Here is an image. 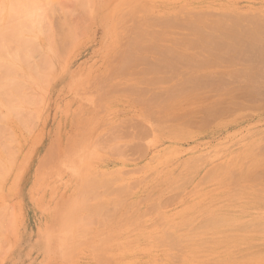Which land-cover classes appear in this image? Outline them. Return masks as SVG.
Wrapping results in <instances>:
<instances>
[{"label": "rangeland", "instance_id": "rangeland-1", "mask_svg": "<svg viewBox=\"0 0 264 264\" xmlns=\"http://www.w3.org/2000/svg\"><path fill=\"white\" fill-rule=\"evenodd\" d=\"M121 1L0 0V62L27 56L34 69L19 64L16 79L28 87L27 94L34 89L35 97L30 116L14 125L0 122L6 125L0 126L1 134L11 138L4 137L2 144L0 137V166L8 172L2 167L5 177L0 169V178H5L0 179V264H264V165L256 173L247 169L264 160V153L259 156L264 148V93L257 95L259 101L251 99L255 104L243 102L244 110V105L238 111L233 106V111L227 109L229 116H214L221 122L237 119L229 130L220 121L195 127L200 114L192 117L196 123L190 127L180 120L202 103H185L181 112L168 101L167 116L174 115V120L167 117L166 125L159 119L162 112H156L163 109L161 97L166 99L181 84L184 70L170 75L166 60L173 58L169 52L182 55L185 50L179 37L189 43L180 26L184 16L200 14L212 22L224 13L264 17V0ZM117 3L116 16L106 19L109 6ZM24 46L31 52L25 55L23 50L21 57ZM195 46L191 49L198 54L200 46ZM191 49L184 53L192 55ZM47 57L54 59L53 70L48 65L46 72L36 70ZM168 74L175 79H166ZM136 145L143 150H135ZM90 180L95 186L89 196L83 192L92 197L87 202L78 193ZM91 211L101 215L92 214L90 221L97 223L86 227ZM80 217L86 221L77 222ZM175 235L180 246L166 239ZM198 235L206 248L190 241Z\"/></svg>", "mask_w": 264, "mask_h": 264}, {"label": "bare ground", "instance_id": "bare-ground-1", "mask_svg": "<svg viewBox=\"0 0 264 264\" xmlns=\"http://www.w3.org/2000/svg\"><path fill=\"white\" fill-rule=\"evenodd\" d=\"M123 2H125L124 0H122ZM122 1L120 2V3H122ZM120 3H117V5L116 6H109V8H108V12H107V14H106V19H108V18H112L114 15L116 16V14L115 13H117V10H118V7H119V5H120ZM123 4V3H122ZM137 8V7H136ZM139 11V10H138ZM133 12V11H132ZM120 13H123V12H120ZM123 14H125V13H123ZM127 14V13H126ZM132 14V13H131ZM240 14V13H239ZM239 14H235L236 16L238 15V17H242L241 19H239L238 17H235V15H231L230 14V16L231 17H229V14L227 13V16H226V14L224 13L223 14V17H224V19L225 18H227L226 20H223L222 18L223 17H220L219 15H217V17H216V15H214V18L216 17L217 18V21H215V19H213L214 21L212 22L211 20H209L208 18V20L205 18V17H203L204 19H206V20H203L199 15L200 14H197V15H192V16H190V14L189 15H187V16H184V21H183V24L184 25H180L182 28H184V30H186L187 31V33H188V37L187 38H189L188 40H189V43L187 42L186 43V41H185V44H183L184 42H183V37L181 38V37H179V38H181V39H179L178 38V40L182 43H177L178 45H180V46H182L181 48H184L185 50L186 49H193L194 48V46H195V44L197 43L198 44V47L200 48L199 49V53L197 54L194 50H192V52H194L193 54H197L196 56H192V55H188V54H190V51H189V53L187 52H185L184 53V49H181V50H184L183 51V53H182V55H181V53L180 52H178L177 54H180V55H177V59H175V57L174 56H176V55H174L173 53H175V50H173L172 52H169L170 54L169 55H171V56H173V58H172V60H170L168 57H167V60H168V62H167V60H166V63H168V67L166 68V69H168L167 71H168V73L170 74L171 72L172 73H175V72H177V70H178V72H179V70H180V68L182 69V70H184V71H182V70H180V72L182 71L183 73H181L180 74V78H181V82H180V80H177L178 79V77H177V82L179 83H181L180 84V86H176V88H171V92L168 94V96L166 97V99H163L162 97H161V99L162 100H160L159 102H164L163 104H164V106L163 105H161L162 107H163V109H162V111H161V109H159V111H156V110H158L157 108H156V110L154 109L153 111L155 112H157V113H161V117H163V118H161L160 116V118L159 119H162V120H160L161 122L164 120L165 121V119L168 117H172V116H167V112H168V109H170L169 108V103H168V101L170 102H172V104H171V106L172 107H176V108H179V111H183V109H184V107H186L187 105H191V103L193 104V105H191V106H195V104L194 103H196V104H200V103H202V106L201 107H197L196 109H195V107H194V109L195 110H191V108L189 109V110H187V111H189V112H184L185 114H184V116L183 117H181V112H178V113H180V115L179 114H177L176 116H178L179 115V118H180V120H183V122H185V125H187V127H188V125L189 124H194L195 125V123L197 122H199V121H201V119H202V122H200V124H202L203 125V127H202V125H200L199 123V126H196V125H198L197 123H196V125H195V127H200V128H206V126H207V124L209 123V122H215V124H216V121L214 120L215 119V117L216 116H219V115H222L223 114V116L225 115V113L224 112H227L228 113V116H229V111L227 110V109H229V108H232V111H233V106H238V108H237V111H238V109L240 108V107H243V105H244V107H243V109L242 110H244L245 109V102H246V104H247V102L248 101H250V102H248V103H252L253 102V104H255V102L254 101H252L253 99V97H254V100H255V97L257 98V100L259 101V99H261V98H258V96L259 95H261L262 93H264V81H263V83L261 82H259V81H262V79H264V17H262V16H260L259 17V15H255V16H250L249 14H247V15H244V16H241V15H239ZM129 15V14H128ZM127 15V16H128ZM248 15L250 16V19L249 20H246V17L247 18H249L248 17ZM264 15V14H263ZM122 16V15H121ZM131 16V15H130ZM218 16L221 18H219L218 19ZM233 16H234V18H233ZM246 16V17H245ZM212 17H213V15H212ZM252 17V18H251ZM255 17V18H254ZM116 18V17H115ZM119 18H120V16H119ZM127 18V17H126ZM179 18V17H178ZM177 17H176V20L178 19ZM182 18V17H181ZM230 18H233L232 20L230 19ZM236 18H238L237 20H236ZM244 18V19H243ZM130 19V18H129ZM153 19V18H152ZM113 20V19H112ZM117 20V19H116ZM124 20V19H123ZM122 20V21H123ZM179 20V19H178ZM118 21V20H117ZM121 21V22H122ZM129 21V20H128ZM180 21V20H179ZM209 21V23H207ZM211 21V22H210ZM171 22H175V21H171ZM177 22V21H176ZM180 23V22H179ZM182 23V22H181ZM172 24V23H171ZM182 28H180V29H182ZM185 35L186 34H184V37H185ZM190 35V36H189ZM179 36V35H178ZM138 37V36H137ZM186 38V39H187ZM185 39V38H184ZM192 39V41H190ZM134 40V39H133ZM176 40V42H178L177 41V39H175ZM175 40H173V41H175ZM195 40V41H194ZM135 41V40H134ZM171 41V40H170ZM197 41V42H196ZM140 42V41H139ZM139 42H137L138 44H139ZM175 42V43H176ZM141 43V42H140ZM171 43H174V42H171ZM174 43V44H175ZM191 43V44H190ZM195 43V44H194ZM122 44V43H121ZM120 44V45H121ZM131 44V43H130ZM135 44V43H134ZM190 44V45H189ZM194 44V45H193ZM176 45V44H175ZM26 46V45H25ZM25 46H24V48L22 47L21 49V57H22V55L24 54V52H25V55H26V53L27 54H29V52H31L30 50H27V48H29V47H26V50H24L25 49ZM48 46L49 47H47L48 49L50 48H52V46H51V44H48ZM193 46V47H192ZM136 47V46H135ZM195 47H197V46H195ZM38 48V47H37ZM36 49V48H35ZM34 49V50H35ZM140 49V48H139ZM139 49H138V51H139ZM143 48H141L140 50H142ZM151 49V48H150ZM150 49H149V51H150ZM195 49V48H194ZM197 49V48H196ZM23 50H24V52H23ZM40 50H42V49H40ZM39 50V51H40ZM180 50V51H181ZM35 51H37V49L35 50ZM38 51V52H39ZM137 51V50H136ZM137 51V52H138ZM167 51V50H166ZM186 51H188V50H186ZM22 52H23V54H22ZM151 52V51H150ZM158 52V51H157ZM156 51H155V53H157ZM139 53V52H138ZM166 54H168V52H165ZM172 53V54H171ZM19 54V53H18ZM122 54V53H121ZM159 55L161 54V52H159L158 53ZM157 54V55H158ZM158 55V56H159ZM165 55V54H164ZM163 55V56H164ZM129 56V55H128ZM161 56V55H160ZM159 56V57H160ZM162 56V57H163ZM178 56H181V59H178ZM139 57V56H138ZM25 58V59H24ZM27 58V56H25L24 57V55H23V61H22V59L20 58V61L19 62H10V63H7L6 61H2V62H0L1 64H0V119H1V121L0 122H4V123H6V125H9V124H13V123H18V122H20V120L21 119H23L22 118V116H26V115H28V116H30L29 115V113H28V111H30V109H29V106L32 104V105H34V100H35V97H34V89H31V91H29L30 92V94H27V92H26V90L28 89V87L25 85V84H22L23 82H20L19 81V79L17 80L16 78L18 77L17 76V73H16V71H17V69L19 68V64H20V67H28V70L29 71H32L34 68L32 67V66H29L30 64H29V60H27L26 59ZM55 58V57H54ZM139 58H141V61L144 59V56H141V57H139ZM143 58V59H142ZM161 58V57H160ZM164 59H165V56L163 57ZM119 59V58H118ZM130 59H131V57H130ZM162 59V58H161ZM5 60V59H4ZM52 60H54V59H52L51 57H47V58H43V60H41V61H39L38 63L40 64H37V66H35L36 68V70H38V68L39 69H41V70H43L44 69V71L46 72V70L48 71V67L50 66V65H53V62H52ZM140 60V59H139ZM170 60V61H169ZM180 60V61H179ZM159 61V60H158ZM161 62H165V60H160ZM171 61H172V63H171ZM174 61V62H173ZM129 62V61H128ZM127 62V63H128ZM136 62V61H135ZM160 62V63H161ZM4 63V64H3ZM121 63V62H120ZM130 64L132 63V62H129ZM129 64V66H131ZM134 64V63H133ZM48 65V67H46ZM125 65V64H124ZM162 65V64H161ZM179 65L180 66H182V67H179ZM128 66V65H127ZM126 66V67H127ZM133 66V65H132ZM154 66H158V65H156V64H154ZM154 66H153V68H154ZM163 66V69H164V66L165 65H162ZM50 67H52V70H53V66H50ZM122 67V66H121ZM161 67V66H160ZM130 68V67H129ZM152 68V69H153ZM162 68V67H161ZM179 68V69H178ZM23 69V68H22ZM123 69V68H122ZM159 70L158 69V67H156L155 68V70ZM50 70V69H49ZM118 70V69H117ZM124 70H125V68H124ZM124 70H120L122 73H123V71ZM149 70V69H148ZM156 70V71H157ZM162 70V69H161ZM119 71V70H118ZM166 71V72H167ZM112 72H114V71H112ZM150 72V71H149ZM152 72H153V70H152ZM155 72V71H154ZM165 72V75L167 74ZM148 73V72H147ZM151 73V72H150ZM156 73V72H155ZM159 73V72H158ZM118 74L120 75L121 73H119L118 72ZM153 74V73H152ZM162 74V73H161ZM164 74V73H163ZM162 74V75H163ZM169 74H168V77H166V79H171L170 81H172L173 79H175V78H173V77H171V76H169ZM114 75V74H113ZM117 75V74H116ZM164 75V76H165ZM171 75V74H170ZM176 75H179V73H176ZM111 76V75H110ZM167 76V75H166ZM140 77V76H139ZM141 78V77H140ZM179 78V79H180ZM29 79V78H28ZM163 79V78H162ZM35 80H36V78H35ZM161 80V79H160ZM159 80V81H160ZM164 80H165V78H164ZM162 81V80H161ZM166 81V80H165ZM169 81V82H170ZM107 82V81H106ZM175 82V81H174ZM159 83V82H158ZM164 83H166V82H164ZM143 84V83H142ZM177 84V83H176ZM35 85H37L36 84V81H34V82H32L31 83V86L33 87V88H35L34 86ZM175 85V84H174ZM174 85H172V83H171V87H174ZM144 86H145V84H144ZM153 86V85H152ZM169 86V87H170ZM132 87V86H131ZM167 88V87H166ZM168 89H170V88H168ZM172 89H173V92H172ZM114 91H115V89H114ZM117 91V90H116ZM115 91V92H116ZM125 91H127L126 89H125ZM166 91V90H165ZM164 91V92H165ZM168 91V90H167ZM26 92V93H25ZM33 93V94H32ZM153 93H155V92H153ZM159 95H160V93H158ZM158 94H153L154 96H157ZM161 94H163V93H161ZM165 94V93H164ZM163 94V95H164ZM167 94V93H166ZM139 95V94H138ZM142 95V94H141ZM144 95V94H143ZM146 95V94H145ZM150 95H151V93H150ZM258 95V96H257ZM161 96V95H160ZM262 97H263V95H261ZM159 96H157V98H158ZM260 97V96H259ZM150 99H152V101H156V98L155 97H150ZM158 99H160V97L158 98ZM158 99H157V102H158ZM252 99V100H251ZM263 99V98H262ZM247 100V101H246ZM257 100H255V101H257ZM167 101V102H166ZM157 102H153V103H156V106L157 105H159V102L157 103ZM161 102V103H162ZM244 102V103H243ZM261 103H263L264 101H260ZM160 103V104H161ZM166 103H168V105H166ZM185 103H187V105H185L184 107H182V105L183 104H185ZM190 103V104H189ZM241 103H243L242 104V106H241ZM240 104V105H239ZM256 104H257V102H256ZM155 105V104H154ZM174 105V106H173ZM261 105V104H260ZM262 105H264V103L262 104ZM261 105V106H262ZM191 106H189V107H191ZM197 106V105H196ZM152 107V106H151ZM161 107V108H162ZM263 107V106H262ZM155 108V107H154ZM183 108V109H182ZM187 108V107H186ZM185 108V109H186ZM193 108V107H192ZM236 108V107H235ZM142 109V108H141ZM241 109H239V110H241ZM150 110V109H149ZM148 110V111H149ZM174 110V109H173ZM172 110V111H173ZM227 110V111H226ZM230 111H231V109H229ZM235 110V109H234ZM178 111V110H177ZM236 111V112H237ZM151 112V115H153V117L155 116V113L153 112L152 113V111H150ZM175 111H173V113L172 114H175L174 113ZM30 113H31V111H30ZM33 113V112H32ZM226 113V114H227ZM234 113H235V111H234ZM26 114V115H25ZM198 114H200V115H202V116H200V117H202V118H200L199 119V115ZM219 114V115H218ZM231 114V113H230ZM31 115H33V117H34V114H31ZM159 115V114H158ZM169 115V114H168ZM196 115H198V118H197V121H196V119H194L196 122H194L193 121V116H195L194 118H196L197 116ZM231 115H233V112H232V114ZM235 115V114H234ZM240 115V114H239ZM215 116V117H214ZM223 116H219L220 117V119L223 117ZM32 117V116H31ZM213 117V118H212ZM219 117H217L218 118V121H220V126L222 125V127H224L226 130L228 129L229 130V128H233V127H236L235 125H236V120L234 121V122H228V117L227 116H225L224 118L227 120V121H222L221 122V120H219ZM231 117V116H230ZM235 117V116H234ZM35 118H37V117H35ZM157 118H158V116H157ZM178 118V119H179ZM212 118V121H210V119ZM216 118V119H217ZM223 118V119H224ZM233 118V117H232ZM239 118V117H238ZM32 119V118H31ZM158 119V120H159ZM172 120H174V115H173V118H171ZM170 118L169 119H167V121H170L171 120ZM198 119H199V121H198ZM224 119V120H225ZM28 120H29V118H28ZM32 120H34V119H32ZM157 120V121H158ZM171 120V121H172ZM185 120V121H184ZM27 121V120H26ZM163 121V122H164ZM218 121H217V124H218ZM231 121V120H230ZM238 121V120H237ZM23 122H24V120H23ZM32 122V121H31ZM159 122V121H158ZM162 122V123H163ZM174 122V121H173ZM172 122V123H173ZM178 122V121H177ZM182 122V121H181ZM206 122H208L207 124H206ZM141 123V122H140ZM160 123V122H159ZM162 123H160V124H162ZM165 124V122L163 123V125ZM204 124H206V125H204ZM216 124V125H217ZM238 124V123H237ZM5 124H3L2 123V125H1V123H0V126L3 128H5V126H6ZM14 125V124H13ZM153 125H154V122H153ZM166 125V124H165ZM177 125V124H176ZM20 126V125H19ZM36 126V125H35ZM126 126V125H125ZM155 126V125H154ZM191 125H189V127H190ZM193 126V125H192ZM205 126V127H204ZM208 126H211L210 125V123L208 124ZM168 127V126H167ZM177 126H173V130H175V131H178L179 129V127L178 128H176ZM195 127H193V128H195ZM0 129V130H3V129ZM126 128V127H125ZM141 128V127H140ZM161 128V127H160ZM164 128V127H163ZM172 128V127H171ZM170 128V129H171ZM180 128H181V125H180ZM208 128V127H207ZM217 128H219V127H217ZM124 129V128H123ZM127 129V128H126ZM132 129V128H131ZM142 129H144V128H142ZM222 129V128H221ZM116 130V129H115ZM117 130H119V129H117ZM121 130H122V128H121ZM181 130L182 129H180L179 131L181 132ZM184 130H186V129H184ZM213 130V129H212ZM214 130H215V128H214ZM213 130V131H214ZM112 131V130H111ZM120 131V130H119ZM162 131V130H161ZM187 131V130H186ZM197 131V130H196ZM3 132H5V131H3ZM110 132V131H109ZM116 132V131H115ZM115 132H113V134L115 133ZM139 132V131H138ZM143 132V131H142ZM165 132V131H164ZM167 132V131H166ZM183 132V131H182ZM193 132V131H192ZM223 132V131H222ZM7 133V132H6ZM133 133V132H132ZM149 133V132H148ZM169 133V132H168ZM190 133H191V131H190ZM3 134H5V133H3ZM3 134H1V132H0V137H3V142H2V144H5V141H6V139H8V138H10L9 137V135L8 134H5V136L3 135ZM116 134V133H115ZM175 134V133H174ZM200 134H202V133H200ZM207 134V133H206ZM6 135H7V137H6ZM11 136V135H10ZM113 136V135H112ZM168 136V135H167ZM4 137H5V141H4ZM12 137V136H11ZM109 137V136H108ZM183 137V136H182ZM176 138V137H175ZM1 139V138H0ZM11 139V138H10ZM108 139H110V138H108ZM131 139V138H130ZM8 141H9V139H8ZM144 142V141H143ZM139 143H141L140 141H139ZM7 144V143H6ZM143 144V143H142ZM9 145V144H8ZM127 145V144H126ZM130 145V144H129ZM259 145V144H258ZM132 146V145H131ZM133 146H134V144H133ZM132 146V147H133ZM140 146V145H139ZM0 147H3V145H1ZM4 147H5V145H4ZM14 147V146H13ZM127 147V146H126ZM136 147H137V145L134 147L135 148V150H137V149H141V151L143 150L142 148H139V147H137V149H136ZM262 147H264V146H262ZM9 148L10 149H13L12 150V153L15 151V148H12L10 145H9ZM122 148H124V147H122ZM258 148H260V146L258 147ZM5 149H6V147L3 149L4 150V152H3V154L5 153ZM120 149V148H119ZM129 149V148H128ZM127 149V150H128ZM131 149V148H130ZM7 150V149H6ZM260 151H262L261 152V155H260V153H259V156H263V151H264V148H260L259 149ZM10 151V150H9ZM120 151H122V149L120 150ZM138 152H140V151H138ZM256 152H259V151H257L256 150ZM7 153H8V151H7ZM6 153V155H11V154H7ZM14 153H16V151L14 152ZM82 154V153H81ZM139 154V153H138ZM254 154V153H253ZM256 154V153H255ZM13 156H11V159H12V157H14V155H16V154H12ZM5 156V155H4ZM139 156H141V155H139ZM259 156H258V159L260 160V158H259ZM81 158V157H80ZM84 158H86V157H84ZM139 158V157H138ZM257 158V157H256ZM255 158V159H256ZM264 158V157H263ZM263 158H261V159H263ZM15 159V158H14ZM13 159V160H14ZM84 160V159H83ZM4 161V160H3ZM11 161V162H10ZM256 161V160H255ZM255 161H253L254 163L253 164H251L250 165V167H247V169L249 168V171L251 172V171H256L257 172V169H258V171H259V168H261V167H263V166H261V165H264V160H260L261 162L259 163H257V162H255ZM258 161V160H257ZM5 162V161H4ZM1 164H3V162H0ZM11 163V164H10ZM15 162H13L12 160H10V157H9V163L8 164H10V165H13ZM7 164V165H8ZM247 164H248V162H247ZM2 167H3V169H4V167H5V172H4V170L2 169ZM0 166V169H2L1 170V172L3 171L4 173H6V166ZM9 169V172H10V168H8ZM262 171H264V170H262ZM262 171H260V172H262ZM2 172V173H3ZM234 172V171H233ZM233 172H231V174L233 173ZM255 172V173H256ZM3 173V175L6 177V174L8 173H6V174H4ZM93 174V173H92ZM91 173H90V175H92ZM230 174V175H231ZM239 174V173H238ZM258 174H260L259 172L257 173V175ZM263 174V172L261 173V175L260 176H264V175H262ZM3 175H2V178H3ZM85 176H86V174H84ZM235 175V174H234ZM234 175H231V177H232V179L234 178ZM237 175H235V177H236ZM239 176V175H238ZM1 177V176H0ZM89 177V176H88ZM231 177H230V179H231ZM240 177L242 178V176L240 175ZM2 178H0L1 179V181H3L5 178H3V180H2ZM239 178V177H238ZM228 179V178H227ZM231 179V180H232ZM235 179H237V178H235ZM235 179H233V181H237L238 183H239V181L240 182H242L243 183V180L241 181V179H237V180H235ZM104 180V179H103ZM85 181V180H84ZM83 181V182H84ZM103 182V181H102ZM101 182V183H102ZM1 183V182H0ZM109 185V184H108ZM83 186L86 188V190H84V191H81V193H78V194H80V196H79V198L81 197V195H82V197L84 196L85 197V195L87 194V196H89V194H92V188H93V186H95V183L93 182V181H87L86 183H84L83 184ZM83 186H80V187H82L83 188ZM107 186V185H106ZM108 187V186H107ZM110 187V186H109ZM95 189V188H94ZM262 189H264V188H262ZM83 190V189H82ZM234 190V189H233ZM86 191V192H85ZM232 191V190H231ZM237 191V190H236ZM259 191H261V189L259 190ZM85 193V195H83L84 193ZM91 192V193H90ZM124 192V191H123ZM106 193V192H105ZM246 193V192H245ZM121 194V193H120ZM119 194V195H120ZM239 194V193H238ZM77 195V194H76ZM94 195V194H93ZM93 195H91V196H93ZM259 195H261V194H259ZM87 196L85 197V199L87 198ZM98 196V195H97ZM122 196V195H121ZM77 197V196H76ZM261 197V196H260ZM89 198H92V197H88L87 198V202H88V200H89ZM263 198V197H262ZM262 199H260L259 201H261ZM83 201V200H82ZM263 201V200H262ZM261 201V202H262ZM264 203V202H263ZM129 208H130V206H129ZM3 209H5V208H3ZM99 209V208H98ZM93 211H91V214H89L90 215V218H88L89 216H88V214L86 215L87 217V219L86 218H83V217H80V219H76V221L78 222V220H80L79 222H81V219L84 221L85 219L87 220V221H90V219L91 218H93L94 219V217H91V215L92 214H95V213H92ZM126 212H128V211H126ZM107 213V212H106ZM97 214V213H96ZM95 214V216H97L98 214H99V212H98V214L96 215ZM127 214V213H126ZM125 214V215H126ZM99 215H101V214H99ZM104 215V214H103ZM102 215V216H103ZM110 215V214H109ZM93 216V215H92ZM101 216V218H103ZM204 217V216H203ZM97 218H99V217H97ZM110 218V217H109ZM114 217H113V215H112V219H113ZM210 218V217H209ZM221 218V217H220ZM105 219H107L106 217L103 219V220H105ZM119 219V218H118ZM85 220V221H86ZM97 221V220H96ZM105 221H107V220H105ZM104 221V222H105ZM119 220H117V222H118ZM2 222V221H1ZM93 221L91 220L90 222H86V223H88V225L86 226V224H85V226L86 227H88L89 226V224L91 225L92 224V226L93 225H95L97 222H95V223H92ZM103 222V221H102ZM114 222H116V220L114 221ZM220 222V221H219ZM109 224H110V222H108ZM211 223H213V222H211ZM215 223V222H214ZM226 223V222H225ZM99 225H100V222L98 223ZM102 224V223H101ZM107 226H108V224H106ZM219 225V224H218ZM103 226H105L104 225V223H103ZM202 226H203V223H202ZM215 226V225H214ZM231 226V225H230ZM0 227H1V225H0ZM98 227V226H97ZM198 227H200V226H198ZM197 227V228H198ZM91 228V227H90ZM215 228V227H214ZM207 229V228H206ZM195 230V229H194ZM222 230V229H221ZM236 230V229H235ZM217 231V230H216ZM86 232H88V231H86ZM91 233H92V231H91ZM197 233H199V232H197ZM212 233V232H211ZM101 234V233H100ZM103 234V233H102ZM80 235V234H79ZM174 235V234H173ZM229 236V235H228ZM112 237V236H111ZM167 237V236H166ZM192 237V236H191ZM230 237H232V236H230ZM200 236L198 235V236H194V238H192V239H190V241L193 243H195V244H193L194 245V247L195 246H197L198 245V243H199V246L201 245V247H198L199 249L200 248H202V247H204V248H206V245H205V243H207L206 241H204L202 238H200ZM167 239V241H169V243L171 244V243H173L174 245H179V244H181V243H179V241L181 240L179 237H177L176 235H175V237H167L166 238ZM230 239H232V238H230ZM208 240H209V238H208ZM207 240V241H208ZM188 241V240H187ZM189 241V242H190ZM185 242V241H184ZM211 242V241H210ZM214 242V241H213ZM226 244V243H225ZM224 244V245H225ZM173 245V246H174ZM186 245V244H185ZM188 245V244H187ZM189 245H191V244H189ZM169 246V245H168ZM180 246V245H179ZM182 246V245H181ZM105 247V246H104ZM170 247V246H169ZM222 247V246H221ZM171 249H172V247H170ZM178 247L176 246V249H177ZM195 249H197V247L195 248ZM203 249V248H202ZM201 249V250H202ZM209 249V248H208ZM217 249V248H216ZM91 250V249H90ZM173 250V249H172ZM175 250V249H174ZM190 250V249H189ZM170 255V254H169ZM172 255V254H171ZM170 255V256H171ZM99 256V255H98ZM215 256V255H214ZM170 258V257H169ZM175 258V257H174ZM176 259V258H175ZM172 260V259H171ZM180 260V259H179ZM178 260V261H179ZM175 261V260H174ZM228 261V260H227ZM176 263H178L177 261H176ZM179 263H180V261H179ZM222 263V262H221ZM99 264V263H98Z\"/></svg>", "mask_w": 264, "mask_h": 264}]
</instances>
